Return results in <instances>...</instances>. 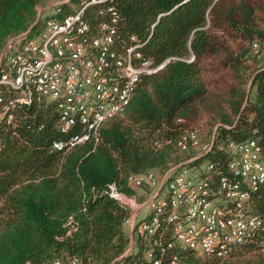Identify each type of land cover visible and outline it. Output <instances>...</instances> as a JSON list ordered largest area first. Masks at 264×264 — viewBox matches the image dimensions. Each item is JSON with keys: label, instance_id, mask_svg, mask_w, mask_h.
Instances as JSON below:
<instances>
[{"label": "trees", "instance_id": "trees-1", "mask_svg": "<svg viewBox=\"0 0 264 264\" xmlns=\"http://www.w3.org/2000/svg\"><path fill=\"white\" fill-rule=\"evenodd\" d=\"M44 1L0 0V51L9 37L37 31ZM82 1L91 0H69L60 6L61 16ZM112 14L115 49L135 37L153 65L173 60L141 79L124 112L127 123L116 117L97 143L90 139L70 150L53 148L78 133L59 131L54 102L20 105L0 85V264H66L71 258L76 264H149L143 245L122 256L129 213L108 196L107 186L115 183L132 195L126 176L165 170L187 129L210 127L209 150L196 164L209 163L229 182L235 181L227 168L229 142L254 140L264 163V0H108L89 5L83 20L95 30ZM254 41L259 56L252 55ZM157 142L161 148L154 149ZM243 215L257 216L263 225L228 258L254 254L255 261L238 264H264V183L251 193ZM172 256L176 264H233L180 249L166 250L160 264H170Z\"/></svg>", "mask_w": 264, "mask_h": 264}, {"label": "built area", "instance_id": "built-area-1", "mask_svg": "<svg viewBox=\"0 0 264 264\" xmlns=\"http://www.w3.org/2000/svg\"><path fill=\"white\" fill-rule=\"evenodd\" d=\"M106 1H82L67 16H61L60 6L69 0L56 3L44 16L37 9V31L31 34L29 29L9 37L0 51V85L14 92L13 101L20 105L52 101L59 114V131L68 134L72 128L78 129L65 141L54 142V149L70 150L90 139L97 143L103 126L125 112L141 79L160 73L173 60L153 65L143 58L135 37L122 50L115 49L114 14L109 22L91 30L83 20L84 10ZM261 32L264 34V25ZM250 49L253 56H259L258 41ZM192 61L190 56L187 62ZM153 147L161 145L157 142ZM174 147L189 155L183 163L160 173L126 176L125 183L133 191H146L141 203L115 183L107 186L108 196L129 213L124 227L128 226L130 237L122 256L143 245V258L149 264H160L170 249L226 259L263 225L257 216L243 215L251 193L264 183L260 147L254 140L226 145L233 182L216 176L207 162L196 164L210 147L196 128L185 130ZM143 207L147 214L140 217ZM76 263L75 258L66 261ZM176 263L177 257L172 256L170 264ZM44 264L64 263L53 259Z\"/></svg>", "mask_w": 264, "mask_h": 264}, {"label": "rangeland", "instance_id": "rangeland-1", "mask_svg": "<svg viewBox=\"0 0 264 264\" xmlns=\"http://www.w3.org/2000/svg\"><path fill=\"white\" fill-rule=\"evenodd\" d=\"M62 0H45L37 9L40 10V12L44 15H46V13L51 10L56 3L60 2ZM74 7H72V9H74ZM259 64L260 65H263L264 64V48L262 49V55H261V58L259 60ZM116 119H124L125 120V113L118 116ZM125 122L127 123L128 120H125ZM200 130V135H201V138L204 142H208L210 140V135H211V129L210 127H206V128H202V129H199ZM189 157V155H186V154H182V153H178V152H175L173 151V153H171V162L170 164L168 165L169 166H175V165H179L181 163H183L187 158ZM162 169H152L150 171L152 172H155V173H160ZM146 193V191L144 189L142 190H135L133 191V194L132 195H135L134 198H135V202L137 204L141 203L142 202V195H144ZM142 213H141V216L140 217H143L147 214L146 212V209L143 207L142 209ZM124 234L126 236V238H129L130 237V231H129V228L128 226H125L124 227ZM136 252V251H135ZM264 255V253H262ZM198 258L200 259H209V258H205V257H202V256H198L196 255ZM245 258L249 259V260H252V261H255L256 260V256L254 254H246L245 256H243L242 258H239V260H237V258H232V259H224V260H221V261H228L230 263H233V264H238L240 263L242 260H244Z\"/></svg>", "mask_w": 264, "mask_h": 264}]
</instances>
